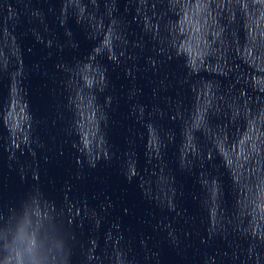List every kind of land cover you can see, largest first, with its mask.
Masks as SVG:
<instances>
[{"label": "water", "instance_id": "water-1", "mask_svg": "<svg viewBox=\"0 0 264 264\" xmlns=\"http://www.w3.org/2000/svg\"><path fill=\"white\" fill-rule=\"evenodd\" d=\"M0 264H264V0H0Z\"/></svg>", "mask_w": 264, "mask_h": 264}]
</instances>
